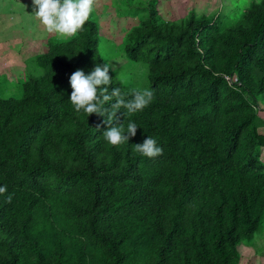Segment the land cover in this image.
I'll list each match as a JSON object with an SVG mask.
<instances>
[{
  "label": "trees",
  "instance_id": "16d2710c",
  "mask_svg": "<svg viewBox=\"0 0 264 264\" xmlns=\"http://www.w3.org/2000/svg\"><path fill=\"white\" fill-rule=\"evenodd\" d=\"M135 25L126 57L147 68L151 104L115 124L74 111L70 76L105 63L94 18L45 40L17 96L0 92V264H238L264 215V0L219 24L190 12ZM112 79L131 98L132 86ZM114 102V101H113ZM109 107V105H105ZM147 137L163 154L135 151ZM11 194V202L6 196Z\"/></svg>",
  "mask_w": 264,
  "mask_h": 264
},
{
  "label": "rangeland",
  "instance_id": "374dc122",
  "mask_svg": "<svg viewBox=\"0 0 264 264\" xmlns=\"http://www.w3.org/2000/svg\"><path fill=\"white\" fill-rule=\"evenodd\" d=\"M252 1L259 0H97L91 17L99 26L100 54L116 80L125 86L148 88L146 66L129 60L123 46L131 29L147 19L149 3L156 5L160 22L180 26L190 12L229 25ZM52 36L66 39L45 30L35 18L32 0H0V92L4 96L18 95L20 82L35 65L33 57L45 50L44 42ZM260 118L264 121V109ZM260 132L264 134V127ZM259 155L264 161V148ZM238 264H264V215L254 241L242 243Z\"/></svg>",
  "mask_w": 264,
  "mask_h": 264
},
{
  "label": "clouds",
  "instance_id": "9594fccd",
  "mask_svg": "<svg viewBox=\"0 0 264 264\" xmlns=\"http://www.w3.org/2000/svg\"><path fill=\"white\" fill-rule=\"evenodd\" d=\"M32 4L35 18L48 33L71 38L84 30L85 23L96 10L97 0H32ZM110 67L109 63L97 65L87 75L83 70H76L69 79L72 89L69 100L77 113L83 112L87 116L95 113L105 117L103 123L108 125V129L103 132V137L109 145L119 147L135 136L138 126L130 121L125 131L122 125H114L117 112L121 108L128 114L144 110L153 101L154 91L147 87L133 89L130 99L119 88L109 92L108 86L112 82ZM135 151L148 158L163 154V149L152 137L135 144ZM6 191V186L0 187V195ZM11 199V194L6 196L7 202H11Z\"/></svg>",
  "mask_w": 264,
  "mask_h": 264
}]
</instances>
